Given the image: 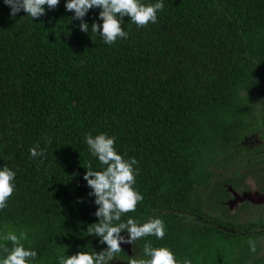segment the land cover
<instances>
[{
  "label": "trees",
  "instance_id": "16d2710c",
  "mask_svg": "<svg viewBox=\"0 0 264 264\" xmlns=\"http://www.w3.org/2000/svg\"><path fill=\"white\" fill-rule=\"evenodd\" d=\"M164 4L156 24L125 16L128 38L108 45L91 31L100 9L83 32L65 0L33 20L0 0V166L18 170L0 230L27 232L37 264L107 247L87 231L99 221L84 174L100 170L88 133L138 161L144 200L122 219L167 226L108 264L142 258L148 241L193 264H264V210L227 204L248 179L264 189V0ZM254 133L262 145L245 143Z\"/></svg>",
  "mask_w": 264,
  "mask_h": 264
},
{
  "label": "clouds",
  "instance_id": "9594fccd",
  "mask_svg": "<svg viewBox=\"0 0 264 264\" xmlns=\"http://www.w3.org/2000/svg\"><path fill=\"white\" fill-rule=\"evenodd\" d=\"M61 0H4L11 7L15 16L22 10L32 20L39 18L47 10L55 9ZM65 8L74 11V17L81 21L80 30L89 31V23L84 18L93 8L100 9L99 20L91 25V31L98 33L104 43L114 44L118 39H126L128 31L122 27L124 17L137 27L147 26L158 22V13L165 8L164 0H155L154 3H145L144 0H65ZM102 21V23L100 22ZM93 157L98 158L100 170L89 164L84 174V180L91 189L89 196L95 197L98 206L95 216L97 223L88 227L90 235H95L101 245L107 247L100 251H78L67 255L66 252L56 257V264H108L117 253H120L122 244L136 243L143 237L155 236L163 239L167 233L165 221L153 217L146 222L138 223L132 217L123 220L122 217L134 212L138 203L144 200L143 194L135 187L138 169L134 166L138 161L133 157L126 159L116 148V137L107 133L85 137ZM32 158L46 157V149L36 145L30 149ZM18 170L8 163L0 166V211L8 207L9 199L16 191ZM24 241H29L28 233L21 231L0 230V250L6 255H0V264H37L38 251ZM11 242L12 248L7 247ZM251 251H256L254 242H249ZM129 264H193L190 258L180 259L174 251L167 247H154L151 241L143 247V257L131 258Z\"/></svg>",
  "mask_w": 264,
  "mask_h": 264
},
{
  "label": "flooded vegetation",
  "instance_id": "af4514ba",
  "mask_svg": "<svg viewBox=\"0 0 264 264\" xmlns=\"http://www.w3.org/2000/svg\"><path fill=\"white\" fill-rule=\"evenodd\" d=\"M261 135V134H260ZM259 135V133H256V134H253L252 136H250V137H247L246 139H245V141H246V143H249V144H252V145H254V144H258V145H262L263 144V140L261 139V136ZM252 140H254L252 143H250V141H252ZM247 182H249L248 180L247 181H245L243 184H242V187L241 188H239L240 190H238V191H236V192H238L241 196H243L244 195V193H255V194H262V195H264V189H263V185L262 184H254V186H252V184H249V186L248 187H246V185H247ZM264 200V199H263ZM245 203H249V204H251V211L254 213H258L259 212V209H258V207L259 208H261L260 210H264V202L263 203H260V204H254V202H250V201H247V202H243V203H239V205L237 206V207H239V206H241V205H244ZM237 207H235V209L237 208ZM254 213V214H255ZM247 215H249V214H247ZM250 216V215H249ZM252 216V215H251Z\"/></svg>",
  "mask_w": 264,
  "mask_h": 264
},
{
  "label": "water",
  "instance_id": "95a60500",
  "mask_svg": "<svg viewBox=\"0 0 264 264\" xmlns=\"http://www.w3.org/2000/svg\"><path fill=\"white\" fill-rule=\"evenodd\" d=\"M228 190L231 192L232 199H230L227 204L230 206L231 209H235L239 205V203L243 202H254V204H260L264 202V195L262 194H255V193H244L243 196H241L238 192L233 191L232 187H229ZM121 246H126L129 248L130 244H122Z\"/></svg>",
  "mask_w": 264,
  "mask_h": 264
},
{
  "label": "rangeland",
  "instance_id": "374dc122",
  "mask_svg": "<svg viewBox=\"0 0 264 264\" xmlns=\"http://www.w3.org/2000/svg\"><path fill=\"white\" fill-rule=\"evenodd\" d=\"M254 134H256V133H254ZM260 135V134H259ZM254 140H252V141H250V143H252ZM245 143H246V141H245ZM246 144H248V143H246ZM249 145V144H248ZM248 183L249 184H252V186H254V183H253V179H248Z\"/></svg>",
  "mask_w": 264,
  "mask_h": 264
}]
</instances>
